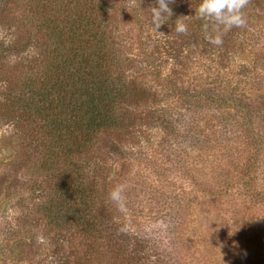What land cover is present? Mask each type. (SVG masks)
I'll list each match as a JSON object with an SVG mask.
<instances>
[{
  "label": "trees",
  "instance_id": "1",
  "mask_svg": "<svg viewBox=\"0 0 264 264\" xmlns=\"http://www.w3.org/2000/svg\"><path fill=\"white\" fill-rule=\"evenodd\" d=\"M197 2L183 0L168 19V29L175 31L173 19L182 12L192 15ZM145 4V0H0L4 18L8 9L12 11L5 24L8 37H0V65L7 58L15 64L0 74V118L18 132L22 151L16 164L31 177L26 184L40 197L31 211L57 243L54 264L153 262L149 248L158 246L149 247L125 227L117 207L107 201V192L116 182L125 184L130 163L136 164L133 170L141 179H147L140 170L141 152L133 154L130 147L136 143L143 147L152 127L159 126L169 138L161 145L179 144L181 134L172 132V112L164 101L175 96L184 107L200 106L196 94L177 89L171 77L160 78L165 55L178 60L188 56L185 48L200 55L213 46L224 55L234 32L246 29L234 27L224 34L221 45H213L204 39L201 21L189 16L187 36H179L183 47L165 33L154 36L150 45ZM244 11L247 18L262 19L264 0H248ZM129 21L131 25L126 24ZM161 42L162 46H153ZM138 73L164 80L162 103L154 102L157 92L136 83ZM214 103L222 105L216 99ZM220 122L228 129L225 118ZM182 160L179 156L177 161ZM11 224L12 231L0 243V264H20L11 261L3 246L17 241L20 250L27 242L20 227Z\"/></svg>",
  "mask_w": 264,
  "mask_h": 264
},
{
  "label": "rangeland",
  "instance_id": "2",
  "mask_svg": "<svg viewBox=\"0 0 264 264\" xmlns=\"http://www.w3.org/2000/svg\"><path fill=\"white\" fill-rule=\"evenodd\" d=\"M182 2L169 0L172 13L182 7ZM145 3L149 19V8L155 0ZM11 12L8 9L5 18L0 13V37L7 36L5 24ZM247 21L246 29L234 32L233 40L227 41L230 47L224 55L216 46L200 55L185 48L188 56L178 60L165 55L160 78L171 77L177 89L196 94L200 106L193 109L188 103L184 107L175 96L164 101V107L172 112V132L181 134L175 148L159 143L169 138L156 125L143 147L140 143L130 147L133 154L141 152L140 170L147 179L134 172L135 163L129 164L126 206L117 208V212L126 228L149 247L158 246L149 248L154 256L151 264H264V16L248 17ZM169 22L156 30L150 22L147 24L150 45V40L155 42L154 36L163 33L176 44L184 41H179V36L184 38L186 33L171 31ZM184 45L181 43V47ZM131 52L134 57L135 49ZM2 63L0 74L4 67L15 65L8 58ZM134 77L146 91L157 92L155 104L163 102L164 80L150 79L148 73ZM211 99L222 101V105L210 103ZM223 118L228 121V129L225 122H220ZM13 128L0 118V243L3 235L12 231L14 222L27 242H22L20 250L17 241L3 246L11 261L54 264L52 254L57 243L52 232L43 231L35 213L32 215L31 206L40 197L26 184L31 177L16 164L22 150ZM179 156L182 162L177 161ZM112 174L107 173L110 177ZM175 254L180 255L176 260Z\"/></svg>",
  "mask_w": 264,
  "mask_h": 264
},
{
  "label": "clouds",
  "instance_id": "3",
  "mask_svg": "<svg viewBox=\"0 0 264 264\" xmlns=\"http://www.w3.org/2000/svg\"><path fill=\"white\" fill-rule=\"evenodd\" d=\"M248 0H198L192 15H180L175 18L174 30L176 33L188 32L185 18L194 16L201 21V31L204 39L210 44L221 45L223 36L232 28L247 24V15L244 9ZM172 16L169 0H155V5L149 8V22L156 30ZM126 185L116 182L108 190L106 199L118 209L126 206Z\"/></svg>",
  "mask_w": 264,
  "mask_h": 264
}]
</instances>
